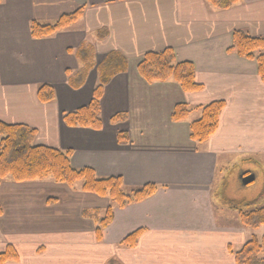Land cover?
I'll return each mask as SVG.
<instances>
[{
  "label": "crops",
  "instance_id": "crops-1",
  "mask_svg": "<svg viewBox=\"0 0 264 264\" xmlns=\"http://www.w3.org/2000/svg\"><path fill=\"white\" fill-rule=\"evenodd\" d=\"M80 8L82 17L70 27L44 39L31 36L33 22L53 23ZM104 30L107 35L99 38ZM235 31L264 37V0H242L226 11L205 0L0 2V121L36 130L37 146L71 150L76 169L121 177L129 188L158 186L146 200L115 208L98 240L97 220L112 205L109 198L51 179L3 181L0 253L13 247L19 256L5 264H236L235 254L264 236L257 232L263 226L244 227L233 209L263 205L264 189L242 208L215 200L229 169L246 166L236 179L254 175L253 182L257 168L264 173V82L255 61L229 51ZM85 45L93 46L96 65L110 52L128 61L127 71L105 87L101 130L69 127L63 119L89 105L98 84L96 68L80 89L69 84V76L81 69L77 52ZM167 48L179 61L193 62L201 92L141 78L144 55ZM42 85L54 88L53 102L39 100ZM215 101L226 106L217 132L205 143L190 138L199 112L172 120L179 104ZM118 114L126 120L112 123ZM139 230L137 245L125 246Z\"/></svg>",
  "mask_w": 264,
  "mask_h": 264
},
{
  "label": "trees",
  "instance_id": "trees-1",
  "mask_svg": "<svg viewBox=\"0 0 264 264\" xmlns=\"http://www.w3.org/2000/svg\"><path fill=\"white\" fill-rule=\"evenodd\" d=\"M2 0H0L1 2ZM215 10L226 11L241 3L242 0H205ZM83 9L74 13L62 15L53 23L31 24V36L34 39H44L70 27L82 17ZM107 32H99V38H104ZM93 46L85 45L77 52L81 69L69 76V84L73 89H80L86 83L89 73L93 69L98 72V84L94 90L93 99L89 105L64 114V122L69 127H83L101 130V99L105 87L118 75L128 69V61L119 52H110L96 65ZM230 52L239 57L257 63L258 75L264 82V37H253L244 31L233 33ZM141 78L149 84L173 81L186 93H197L203 90V85L196 80V68L190 61H178L173 49L167 48L158 52L144 55L138 65ZM42 103L55 100V90L50 85H42L38 91ZM226 104L215 101L204 106L190 107L185 104L177 105L172 112V120L181 122L197 111L200 117L190 124V138L197 143H205L217 132L221 113ZM126 120L123 114L115 115L111 122L119 123ZM37 131L25 125H9L0 121V184L10 179L17 183L51 179L57 184L75 187L82 184L81 190L109 198L112 205L106 215L97 220V238L101 240L102 231L109 226L114 218L115 208H125L131 204L140 203L153 196L158 186L148 184L142 187L129 188L121 177H99L90 168L76 169L71 164L72 151H61L44 146L35 145ZM124 135H120L123 139ZM238 210L241 224L246 228L258 229L264 226V204L248 203ZM89 213H85L88 215ZM97 212L94 213L96 216ZM142 234L139 230L129 235L123 244L133 248L137 245ZM18 253L13 247H8L0 253V264L18 259ZM236 264H264V236L253 238L235 254Z\"/></svg>",
  "mask_w": 264,
  "mask_h": 264
},
{
  "label": "rangeland",
  "instance_id": "rangeland-1",
  "mask_svg": "<svg viewBox=\"0 0 264 264\" xmlns=\"http://www.w3.org/2000/svg\"><path fill=\"white\" fill-rule=\"evenodd\" d=\"M240 167L246 168V166H238L224 172V175L227 177L226 180L220 188L215 187L218 191L215 198L218 204L224 203L228 206L242 208L248 201L258 199L260 197L264 189V173L260 168H257L258 180L245 186L239 179H236V176L239 177ZM234 212L237 214V220L241 224L238 210H234ZM257 232H259V235L262 236L264 234V226L261 229H258Z\"/></svg>",
  "mask_w": 264,
  "mask_h": 264
},
{
  "label": "water",
  "instance_id": "water-1",
  "mask_svg": "<svg viewBox=\"0 0 264 264\" xmlns=\"http://www.w3.org/2000/svg\"><path fill=\"white\" fill-rule=\"evenodd\" d=\"M240 177L242 179L243 185H245V186L251 184L255 180L254 175H250L247 177H244L243 175H241Z\"/></svg>",
  "mask_w": 264,
  "mask_h": 264
},
{
  "label": "flooded vegetation",
  "instance_id": "flooded-vegetation-1",
  "mask_svg": "<svg viewBox=\"0 0 264 264\" xmlns=\"http://www.w3.org/2000/svg\"><path fill=\"white\" fill-rule=\"evenodd\" d=\"M244 177H246L245 175H243ZM240 181H241V183H242V179H241V177H240ZM243 184V183H242Z\"/></svg>",
  "mask_w": 264,
  "mask_h": 264
}]
</instances>
